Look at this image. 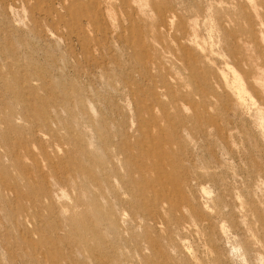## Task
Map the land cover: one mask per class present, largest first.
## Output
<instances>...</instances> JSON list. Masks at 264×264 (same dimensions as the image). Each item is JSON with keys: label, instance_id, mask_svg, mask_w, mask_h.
<instances>
[{"label": "rangeland", "instance_id": "obj_1", "mask_svg": "<svg viewBox=\"0 0 264 264\" xmlns=\"http://www.w3.org/2000/svg\"><path fill=\"white\" fill-rule=\"evenodd\" d=\"M0 264H264V0H0Z\"/></svg>", "mask_w": 264, "mask_h": 264}, {"label": "bare ground", "instance_id": "obj_2", "mask_svg": "<svg viewBox=\"0 0 264 264\" xmlns=\"http://www.w3.org/2000/svg\"><path fill=\"white\" fill-rule=\"evenodd\" d=\"M14 188V187H13Z\"/></svg>", "mask_w": 264, "mask_h": 264}]
</instances>
